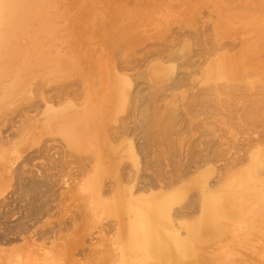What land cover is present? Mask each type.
<instances>
[{
	"label": "bare ground",
	"instance_id": "6f19581e",
	"mask_svg": "<svg viewBox=\"0 0 264 264\" xmlns=\"http://www.w3.org/2000/svg\"><path fill=\"white\" fill-rule=\"evenodd\" d=\"M66 175L81 224L47 227ZM62 228L92 264H264V0H0V242Z\"/></svg>",
	"mask_w": 264,
	"mask_h": 264
},
{
	"label": "rangeland",
	"instance_id": "374dc122",
	"mask_svg": "<svg viewBox=\"0 0 264 264\" xmlns=\"http://www.w3.org/2000/svg\"><path fill=\"white\" fill-rule=\"evenodd\" d=\"M205 11H203V12H206L207 11V13H208V11H210L211 12V14L213 15L214 13V10H212V9H210L209 7H207V5L206 6H204V5H202L201 6ZM202 8H200V9H202ZM206 8V9H205ZM202 9V10H203ZM212 10V11H211ZM201 11V10H200ZM203 14V13H202ZM206 14V13H205ZM176 23V24H175ZM179 23L177 22V20H174V22H173V24H172V31H170L171 33H173L174 34V32L175 33H180V32H183V30L184 29H180V26H177ZM177 27V28H176ZM178 27H179V29H178ZM174 31V32H173ZM185 31V30H184ZM179 38H177L176 40H175V42H172V43H166L167 45H169V46H171V48H170V50H175L174 49V47L176 48V46H177V44H175V43H178L179 42V40H178ZM149 40H152L150 37H146V39H144V44H143V48H148V49H143L142 47H140V48H138V50H136L134 53H133V60H132V62L131 63H133L134 65H136L137 64V66H141V65H143V63L144 64H146L147 63V61H148V59H147V57H149L150 55L149 54H153V52L155 53H157V51L154 49V48H152V47H154V43H155V41H153L154 43H152V46H151V42L152 41H149ZM149 42V43H148ZM173 44H174V46H173ZM145 45V46H144ZM148 45L149 46H151V47H148ZM169 46H167V47H169ZM173 46V47H172ZM142 48V49H141ZM152 48V49H151ZM154 49V50H153ZM147 50H149L148 52H147ZM151 50V51H150ZM140 51H142V52H140ZM139 54H138V53ZM136 53V54H135ZM147 53V54H146ZM149 53V54H148ZM144 54H146V55H148V56H146V55H144ZM141 55V56H140ZM143 56V57H142ZM134 57H136V58H134ZM150 58V57H149ZM142 60V61H141ZM135 61V62H134ZM136 63V64H135ZM141 64V65H140ZM142 69H144V68H142ZM32 101H36V99L34 98ZM20 106H22V109L24 108V109H27L25 106H26V104H24V106L23 105H20ZM42 106V105H41ZM14 107H16V106H14ZM16 111H17V109H18V111L20 112V109L21 108H19V105L17 106V108H14ZM13 109V110H14ZM28 110H33L32 112L31 111H27L28 113H32V115L33 114H35L36 113V110L34 111V109L33 108H28ZM16 111H13V113H12V116H14L15 117V115H14V113L16 112ZM17 111V115H18V112ZM23 110H21V112H22ZM26 112V114H28ZM35 112V113H34ZM31 115V116H32ZM27 116H29V114L27 115ZM35 116V115H34ZM17 118H18V116H16V120H17ZM19 119V118H18ZM215 125L218 127V126H222V125H220L219 123H215ZM38 128V130L36 131V127H34V135L36 134V135H38V139H39V136H40V134H38L39 132H41V130L39 129L40 127L38 126L37 127ZM35 131H36V133H35ZM10 133H11V131H10ZM42 134V133H41ZM5 135H6V133H5ZM11 135V134H10ZM46 135V134H45ZM47 138V135L46 136H44L43 137V134H42V136H40V142H37L38 144H41L42 142H43V140H45ZM50 143V142H49ZM38 146V145H37ZM38 160H40V159H38ZM143 160V159H142ZM19 161V159L17 160V162ZM142 163H143V161H142ZM140 167H141V164H140ZM219 168V167H218ZM220 168H222V167H220ZM154 169V168H153ZM140 170H141V168H140ZM148 173H150L151 172V169H150V171H149V169H148V171H147ZM69 175V174H68ZM68 175H66L67 176V178L65 179V181H66V185H64V183H62L63 184V186H62V184H60L59 185V191L61 192L62 191V199L60 200L61 201V204H60V206L62 207V208H60L59 210L58 209H55L54 211L58 214V217H57V214H56V218H52V219H50V221L52 222V224H51V222L47 225V227H51V225H53L54 223H56V225H58V229H61L60 227V225H62V227L64 226L62 223H64L65 224V221H68V220H66L67 219V216L69 215V216H71V215H75V217L73 218V223H75V225L77 226V224L78 225H80L81 224V221H82V218H78L79 217V215H82V211L80 210V208L82 207L81 205V203H82V201L81 200H76L75 199V197L74 196H76V198H77V193L75 194L74 192L76 191H74L73 189L75 188L76 189V187H74L75 186V180L73 179V178H69L68 177ZM73 177H75V176H73ZM72 179H73V181H72ZM69 180V181H68ZM68 181V182H67ZM71 181V182H70ZM70 183V184H69ZM62 186V187H61ZM61 187V188H60ZM73 187V188H72ZM11 188V187H10ZM10 188H8V189H10ZM71 188H72V190H71ZM8 189H6V191L8 192L7 194H8V197L10 196L9 195V190ZM13 189V188H12ZM12 189H10L11 191H12ZM6 191H5V195H6ZM11 194V193H10ZM15 195H17V193H15ZM14 195V196H15ZM18 196V195H17ZM64 197V198H63ZM78 199V198H77ZM78 201V202H77ZM81 201V202H80ZM79 203L81 204V205H79ZM75 204V205H74ZM59 206V207H60ZM65 206V207H64ZM77 206H78V208H77ZM80 207V208H79ZM76 209H77V212H76ZM79 210H80V212H79ZM57 211H59V212H57ZM74 214H73V213ZM61 213V214H60ZM70 213H71V215H70ZM67 214V215H66ZM77 214V215H76ZM61 215V216H60ZM69 216H68V218H69ZM62 217V218H61ZM79 220H78V219ZM13 219H14V217H13ZM44 219V218H43ZM62 219V220H61ZM77 219V220H76ZM80 219H81V221H80ZM57 222H56V221ZM55 221V222H54ZM62 221H64V222H62ZM78 221V222H77ZM54 222V223H53ZM62 222V223H61ZM79 222H80V224H79ZM60 225H59V224ZM46 227V226H45ZM65 227V226H64ZM60 231V232H59ZM59 231H56L55 233H53V235H51V233L50 234H45L44 236H42V237H39V236H32V237H30L28 240H30V241H28V240H26V242L25 241H23V242H20V241H18V243H16V242H12V243H1L0 242V261H1V259H2V261L0 262V264L2 263V264H24V262H25V264H29L30 262H32V264L34 263V262H38V263H45V264H50L51 262L50 261H52L54 264H82V263H86V261H88V258H87V256L89 257V262H87L86 264H92V261H91V258L93 257L92 256V251L90 252V253H87V251H89V249L91 250L92 249V245H94V246H96V245H98V243H100L101 242V240L100 239H98L97 238V235H95L94 233H93V236H92V232L90 233V234H88V235H84V237H83V241L81 240L79 243V245L76 243L77 242V239H76V241H74V243L75 244H77V248H75L74 246H75V244L74 245H71V246H73V249H72V247L69 245V244H67V241H69L68 240V238H70V233H69V231L66 229V231H65V229H63L62 228V230H59ZM57 232H58V234H57ZM93 232H96V234H97V230H95V231H93ZM46 235H48L47 237H46ZM55 235H56V237H55ZM55 238H54V237ZM65 236V237H64ZM92 236V237H91ZM96 236V237H95ZM38 237V238H37ZM63 237V238H62ZM89 237V238H88ZM94 237V238H93ZM33 238V239H32ZM37 238V239H36ZM42 238V239H41ZM45 238V239H44ZM50 238V239H49ZM59 238H60V240H59ZM64 238H66V240H64L63 241V239ZM95 238L97 239V240H95ZM57 239V240H56ZM74 239V238H73ZM72 239V240H73ZM91 240V241H90ZM27 241H28V243H27ZM43 241V242H42ZM62 241V242H61ZM99 241V242H98ZM25 242V243H24ZM30 242V243H29ZM61 242V244H58V243H60ZM70 243L72 242V241H69ZM95 242V243H94ZM26 244V245H24V244ZM81 243H83V244H81ZM88 243H89V245H88ZM24 246H26V247H23V245ZM32 244V245H31ZM35 244V245H34ZM73 244V243H72ZM21 245V246H20ZM28 245V246H27ZM60 246L61 248H59V249H57L58 247L57 246ZM64 245H66V246H64ZM68 245L70 246V248H68ZM9 246V247H8ZM15 246H17V247H15ZM19 246V247H18ZM87 246H89V247H87ZM91 246V247H90ZM7 247V248H6ZM13 247V248H12ZM44 247V248H43ZM55 247H57V248H55ZM15 248V249H14ZM19 248H22V250L21 249H19ZM24 248V249H23ZM25 248H26V250H28V252H30V253H28L27 251H25ZM66 250H65V249ZM86 248H88V249H86ZM4 251H3V250ZM13 249V250H12ZM17 249H19V251L17 250ZM67 249H70V250H67ZM72 249V250H71ZM82 249H83V251H82ZM8 250V251H7ZM14 250H16V251H14ZM21 250V251H20ZM36 250V251H35ZM41 250V251H40ZM60 250V251H59ZM65 250V251H64ZM74 250V252H72ZM6 251V252H5ZM22 251H23V253H22ZM25 251V252H24ZM33 251V253H31ZM44 251V252H43ZM50 251V252H49ZM70 251V252H69ZM17 252H21V255L19 254V253H17ZM34 252L36 253V255L34 254ZM80 252V253H79ZM85 252V253H84ZM15 253V254H14ZM44 253V254H43ZM60 253V254H59ZM66 253V254H65ZM2 254H3V256H2ZM19 254V255H18ZM38 254H39V257H38ZM51 254H52V256H51ZM68 254H70V255H68ZM24 255H26V257L27 258H25V259H22V258H24L25 256ZM32 257H31V256ZM37 256V257H35V258H37L36 259V261L34 260L35 258L33 257V256ZM67 255V256H66ZM7 256H8V258H7ZM16 256H19V257H16ZM24 256V257H23ZM28 256H29V259H28ZM1 257H3V258H1ZM44 257L45 258H48L49 260H47V259H45L44 260ZM54 257H55V259H56V261H55V259H54ZM62 257V258H61ZM20 258V261H18V259ZM30 258H33V259H30ZM42 259V261H40L39 259ZM53 258V259H52ZM4 259V260H3ZM52 259V260H51ZM59 259V260H58ZM61 259V260H60ZM93 259V258H92ZM81 260H84V262L82 261L81 262ZM30 261V262H29ZM49 263H48V262ZM57 261H61V262H57ZM4 262V263H3ZM21 262V263H20ZM23 262V263H22ZM91 262V263H90ZM38 263H35V264H38ZM53 263H51V264H53ZM252 262H250V264H251ZM254 263V262H253ZM252 263V264H253ZM31 264V263H30Z\"/></svg>",
	"mask_w": 264,
	"mask_h": 264
}]
</instances>
